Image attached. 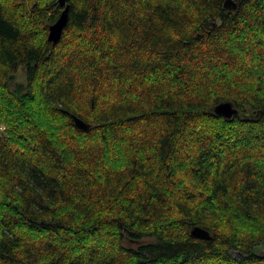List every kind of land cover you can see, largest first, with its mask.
Returning a JSON list of instances; mask_svg holds the SVG:
<instances>
[{"label": "trees", "instance_id": "16d2710c", "mask_svg": "<svg viewBox=\"0 0 264 264\" xmlns=\"http://www.w3.org/2000/svg\"><path fill=\"white\" fill-rule=\"evenodd\" d=\"M233 1L69 0L53 44L57 0H0V264H264V0Z\"/></svg>", "mask_w": 264, "mask_h": 264}, {"label": "water", "instance_id": "95a60500", "mask_svg": "<svg viewBox=\"0 0 264 264\" xmlns=\"http://www.w3.org/2000/svg\"><path fill=\"white\" fill-rule=\"evenodd\" d=\"M69 0H57L58 5L63 8L60 16L55 21V23L51 24L48 27V36L47 39L56 44L61 37V33L63 29L67 25L68 21V13H69ZM238 6L237 3L233 0H224L223 9L227 12H235ZM213 26V24H212ZM212 113L215 116L223 117L227 120H231L233 116H237L239 111L235 108V106L228 101H224L216 105L212 110ZM74 121V125L78 130L88 131L91 128V125L85 123L83 120L72 116ZM190 235L193 238L202 239V240H211V235L209 232L201 227L195 226L190 230Z\"/></svg>", "mask_w": 264, "mask_h": 264}, {"label": "rangeland", "instance_id": "374dc122", "mask_svg": "<svg viewBox=\"0 0 264 264\" xmlns=\"http://www.w3.org/2000/svg\"><path fill=\"white\" fill-rule=\"evenodd\" d=\"M22 77V76H21ZM262 251H263V249H262Z\"/></svg>", "mask_w": 264, "mask_h": 264}]
</instances>
